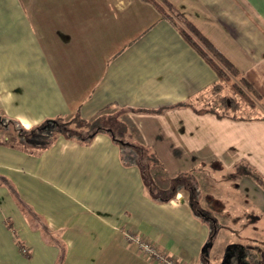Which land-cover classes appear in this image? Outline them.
<instances>
[{
    "label": "crops",
    "instance_id": "1",
    "mask_svg": "<svg viewBox=\"0 0 264 264\" xmlns=\"http://www.w3.org/2000/svg\"><path fill=\"white\" fill-rule=\"evenodd\" d=\"M168 1L264 101V0ZM216 79L150 1L0 0V264H150L124 229L181 264H210L241 225L254 245L264 118L220 115ZM76 111L127 123L165 178L186 174L174 194L152 197L107 128L42 148V124Z\"/></svg>",
    "mask_w": 264,
    "mask_h": 264
},
{
    "label": "trees",
    "instance_id": "2",
    "mask_svg": "<svg viewBox=\"0 0 264 264\" xmlns=\"http://www.w3.org/2000/svg\"><path fill=\"white\" fill-rule=\"evenodd\" d=\"M146 1L152 2L163 16L172 21L182 37L216 71L217 79L212 85V95L215 98V104H220L221 106L220 115L232 118L250 117L246 116L243 110L255 111L260 109L262 110L261 117L264 118V101L260 94L193 23L184 18L168 0ZM70 124L73 126L70 127ZM42 127H44L42 132L34 134L37 137L36 140L42 144V148L50 145L57 134L87 142L97 130L107 128L111 132L109 134L120 146L121 158L139 168L144 186L154 198L167 200L169 193L174 194L176 183L184 180L186 176L185 173H182L172 180L165 178L163 175L164 166L156 152L137 139L129 130L127 123L115 120L114 116L101 115L93 119H84L76 111L67 121L58 119L52 122H45ZM46 136L49 137L47 142L45 141ZM252 177L264 189V179L260 175H253ZM242 245L243 249L241 248L240 250V254H242L240 256L242 257L245 255L246 250L244 251V249L248 248L250 253H252L251 249L258 247V244ZM262 253L264 254V250ZM234 254H236L235 251ZM252 254L255 258V264H264L256 253L253 252Z\"/></svg>",
    "mask_w": 264,
    "mask_h": 264
},
{
    "label": "rangeland",
    "instance_id": "3",
    "mask_svg": "<svg viewBox=\"0 0 264 264\" xmlns=\"http://www.w3.org/2000/svg\"><path fill=\"white\" fill-rule=\"evenodd\" d=\"M246 109V108H245ZM244 114L246 116H252L255 114V112L257 113L258 110L252 111V110H243ZM68 119H65L64 121H67ZM72 127L73 125L70 124ZM63 135V134H62ZM55 136V135H54ZM243 221V220H242ZM236 226L239 227V225L237 224ZM242 229L239 228H234V233H235V241H233L235 244H232L230 246L225 247V249L223 250V242L222 240L216 244L212 250L209 249L208 247H206V251H208L210 260V264H255V258L253 257V252L257 254V256L259 257V259L264 263V254L262 253V251L264 250V246H262V244H264V236L262 237V235H264V226L260 227V226H256L254 228L253 233H255V236L257 238V242H253L255 244H258V247L254 248L253 250L251 249L252 253H250V250L244 249L245 251V255L242 257L240 255V250L241 248L243 249V245L242 244H247L245 243L247 240L246 239H242L243 235L240 233H242L241 231L244 229V227H246V225H241ZM228 231V230H225ZM252 232V231H251ZM239 236V237H238ZM210 243V242H209ZM234 254L233 255V253ZM213 260V261H212ZM206 261L201 262V264H205Z\"/></svg>",
    "mask_w": 264,
    "mask_h": 264
},
{
    "label": "built area",
    "instance_id": "4",
    "mask_svg": "<svg viewBox=\"0 0 264 264\" xmlns=\"http://www.w3.org/2000/svg\"><path fill=\"white\" fill-rule=\"evenodd\" d=\"M126 243H131L136 253L150 264H181L175 257L166 253L152 239L134 229H124Z\"/></svg>",
    "mask_w": 264,
    "mask_h": 264
}]
</instances>
